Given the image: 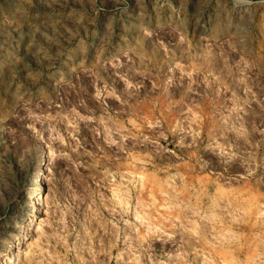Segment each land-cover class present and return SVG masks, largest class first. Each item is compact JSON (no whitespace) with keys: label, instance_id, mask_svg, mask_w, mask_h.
<instances>
[{"label":"rangeland","instance_id":"rangeland-1","mask_svg":"<svg viewBox=\"0 0 264 264\" xmlns=\"http://www.w3.org/2000/svg\"><path fill=\"white\" fill-rule=\"evenodd\" d=\"M0 264H264V0H0Z\"/></svg>","mask_w":264,"mask_h":264},{"label":"bare ground","instance_id":"bare-ground-1","mask_svg":"<svg viewBox=\"0 0 264 264\" xmlns=\"http://www.w3.org/2000/svg\"><path fill=\"white\" fill-rule=\"evenodd\" d=\"M118 193V192H117ZM120 193V192H119ZM192 207V206H191ZM198 209V208H197ZM192 210V209H191ZM193 211V210H192Z\"/></svg>","mask_w":264,"mask_h":264}]
</instances>
